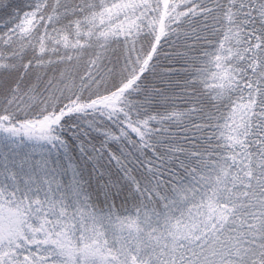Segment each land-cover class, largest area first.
Wrapping results in <instances>:
<instances>
[{"label":"snow or ice","instance_id":"snow-or-ice-1","mask_svg":"<svg viewBox=\"0 0 264 264\" xmlns=\"http://www.w3.org/2000/svg\"><path fill=\"white\" fill-rule=\"evenodd\" d=\"M0 264H264V0H0Z\"/></svg>","mask_w":264,"mask_h":264}]
</instances>
